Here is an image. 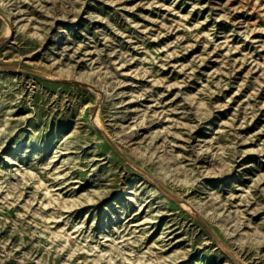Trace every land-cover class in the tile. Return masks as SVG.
Listing matches in <instances>:
<instances>
[{
    "label": "rangeland",
    "instance_id": "obj_1",
    "mask_svg": "<svg viewBox=\"0 0 264 264\" xmlns=\"http://www.w3.org/2000/svg\"><path fill=\"white\" fill-rule=\"evenodd\" d=\"M0 264H264V0H0Z\"/></svg>",
    "mask_w": 264,
    "mask_h": 264
}]
</instances>
